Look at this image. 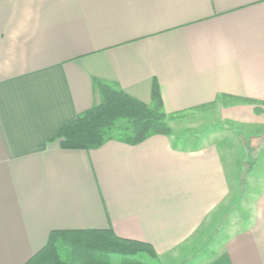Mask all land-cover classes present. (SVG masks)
Returning <instances> with one entry per match:
<instances>
[{
    "label": "crops",
    "instance_id": "obj_1",
    "mask_svg": "<svg viewBox=\"0 0 264 264\" xmlns=\"http://www.w3.org/2000/svg\"><path fill=\"white\" fill-rule=\"evenodd\" d=\"M95 79L147 105L156 80L166 115L264 123V0H0V264L51 230L105 228L159 264H264V181L248 226L222 247L201 237L232 190L216 142L47 141L98 104Z\"/></svg>",
    "mask_w": 264,
    "mask_h": 264
},
{
    "label": "trees",
    "instance_id": "obj_2",
    "mask_svg": "<svg viewBox=\"0 0 264 264\" xmlns=\"http://www.w3.org/2000/svg\"><path fill=\"white\" fill-rule=\"evenodd\" d=\"M94 86L100 96L98 104L60 126L48 142L57 141L60 148L71 150L96 149L108 140L134 145L152 135H170L167 119L186 113L163 112L156 80L152 82L151 105L96 79ZM112 256L119 259L113 262ZM155 259L151 245L120 238L110 228L56 229L24 264H158ZM214 264H222L220 258Z\"/></svg>",
    "mask_w": 264,
    "mask_h": 264
},
{
    "label": "rangeland",
    "instance_id": "obj_3",
    "mask_svg": "<svg viewBox=\"0 0 264 264\" xmlns=\"http://www.w3.org/2000/svg\"><path fill=\"white\" fill-rule=\"evenodd\" d=\"M167 123L176 144L193 147L216 142L223 153L232 188L230 199L221 207L219 216L223 219L215 223L214 216L201 233L204 241L207 239L206 245L222 247L231 233L248 226L254 217L256 199L264 181V123L229 122L222 117L220 107L194 110L167 119ZM118 259L112 256L113 262ZM220 260L226 264L223 254ZM154 262L158 263L156 259Z\"/></svg>",
    "mask_w": 264,
    "mask_h": 264
}]
</instances>
